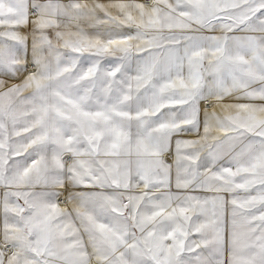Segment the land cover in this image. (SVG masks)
<instances>
[{
	"label": "rangeland",
	"instance_id": "1",
	"mask_svg": "<svg viewBox=\"0 0 264 264\" xmlns=\"http://www.w3.org/2000/svg\"><path fill=\"white\" fill-rule=\"evenodd\" d=\"M51 52L61 57L55 64L67 75L86 68L82 81L74 82L79 93L62 90L56 100L77 94L86 104L97 98L125 105L133 94L127 95V82L132 89L134 78L136 100L160 101L161 123L169 122L164 129L176 133L170 148L197 150L220 201L255 197L252 201L264 206V0H0V193L1 186L8 188L6 197L15 196L17 176L29 175L34 100L47 85L45 76L31 77L36 70L27 69V59L46 70ZM96 68L102 76L93 75ZM144 73L156 86L143 87ZM96 78L104 79L102 88ZM116 117L126 124L125 115ZM57 120L60 125L63 116ZM82 128L87 132L86 123ZM113 140L123 152L125 136L116 133ZM59 155L61 169L65 160ZM131 159L115 157L119 176ZM159 159L141 157L138 164L162 163V151ZM163 159L172 163L173 150ZM152 182L157 185L132 187L122 195L120 220L113 221L119 230L88 237V259H94L91 247L99 257L112 254L111 260L162 264L166 190L162 180ZM55 189L56 200L64 197L66 204L68 187ZM175 207L171 203L166 213ZM173 237L166 235L168 243Z\"/></svg>",
	"mask_w": 264,
	"mask_h": 264
},
{
	"label": "crops",
	"instance_id": "2",
	"mask_svg": "<svg viewBox=\"0 0 264 264\" xmlns=\"http://www.w3.org/2000/svg\"><path fill=\"white\" fill-rule=\"evenodd\" d=\"M47 22L49 26L55 25L54 20ZM56 56L57 53L51 52L52 62L46 70L27 59L30 67L27 69L35 66L36 70L31 77L45 76L47 85L45 94L42 97L39 94L34 100L29 175L24 179L17 176L12 198L6 197L8 188L1 186L5 190L0 193V264H141L127 258L111 260L112 254L99 257L90 246L94 259H88L87 239L117 232L119 229L113 221L120 220L122 195L132 187L149 189L157 185L153 179L159 183L162 180V191L166 190L162 195V237H165L162 264H264L261 201L253 202L255 197H237L235 203L222 197L220 201L213 194L208 169L198 164L197 150L170 148L176 133L164 129L170 124L161 123L160 101L157 98L147 101L145 98L143 103L136 100L134 78L132 89L127 82V95L133 94L125 105L97 98L93 104H86L77 94L56 100L55 94L62 90L79 93V88L74 89V82L82 81L86 69L77 68L67 75L56 66L55 58H61ZM56 75L62 80L55 81ZM93 75L102 76L97 68ZM150 75L143 74V87L148 83L156 86ZM95 82L102 88L105 81L96 78ZM119 113L126 116V124L118 122L116 114ZM58 116H63L60 125L56 121ZM85 123L87 132H82ZM116 133L128 140L123 152L118 151L113 140ZM162 140L166 141L165 146ZM169 149L174 153L172 163L163 159ZM161 151L162 163L152 167L138 164L141 157H149L154 162L160 160ZM56 152L63 153L64 168L60 169L57 163L60 153ZM118 155L132 158V166L129 161V169L123 168L122 176L115 162ZM57 184L68 187L69 209L64 197L56 200ZM171 203L176 207L169 214L166 210ZM184 211L187 212L184 214ZM122 218L128 219L124 215ZM171 224H174L172 229ZM168 234L174 235L172 243H168Z\"/></svg>",
	"mask_w": 264,
	"mask_h": 264
}]
</instances>
